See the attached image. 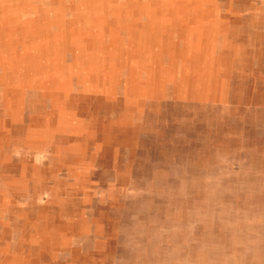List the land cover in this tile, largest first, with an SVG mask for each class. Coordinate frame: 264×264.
<instances>
[{"label":"rangeland","instance_id":"rangeland-1","mask_svg":"<svg viewBox=\"0 0 264 264\" xmlns=\"http://www.w3.org/2000/svg\"><path fill=\"white\" fill-rule=\"evenodd\" d=\"M152 1L0 0V264H264V0Z\"/></svg>","mask_w":264,"mask_h":264},{"label":"crops","instance_id":"crops-1","mask_svg":"<svg viewBox=\"0 0 264 264\" xmlns=\"http://www.w3.org/2000/svg\"><path fill=\"white\" fill-rule=\"evenodd\" d=\"M109 3L114 4L116 7H127L129 8L130 5H142L145 3H152V0H108ZM130 9V8H129ZM130 15L131 12L129 11Z\"/></svg>","mask_w":264,"mask_h":264}]
</instances>
